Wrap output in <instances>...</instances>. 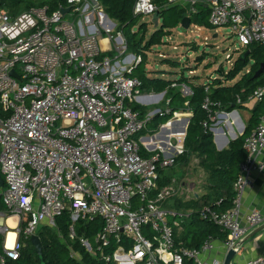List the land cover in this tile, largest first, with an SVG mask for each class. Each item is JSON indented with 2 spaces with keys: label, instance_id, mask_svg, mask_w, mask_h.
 Listing matches in <instances>:
<instances>
[{
  "label": "built area",
  "instance_id": "obj_1",
  "mask_svg": "<svg viewBox=\"0 0 264 264\" xmlns=\"http://www.w3.org/2000/svg\"><path fill=\"white\" fill-rule=\"evenodd\" d=\"M37 1L42 4L16 16L0 8V175L4 185L0 199L5 206L0 211V264L18 257L20 232L30 237L42 224L55 226L54 218L65 211L70 217V239L76 238L74 226L79 219L103 220L93 241L78 239L104 262L182 264L188 258L204 264L199 256L213 249L214 238L204 240L199 249L176 248L173 228L179 226L182 214L163 206L175 189L170 184L157 190L159 169L172 166L183 153L182 119L192 113H173L174 120L182 117L180 131H172L169 127L175 122L168 120L170 125L161 124L160 131L148 139L136 138L150 115L140 117L130 104L145 106L153 93L142 92L141 81L127 75L141 58L131 55V62L125 63L130 55L117 23L98 0H54V9L53 0ZM201 1L209 9L210 25L229 26L242 46L252 42L264 46V0ZM181 3L191 16L198 0H167L165 7ZM63 8H68L64 14ZM156 11L159 8L152 0H136L133 6L135 15ZM179 89L183 97L193 94L185 83ZM251 97L263 102V111L243 140L246 157L233 185L234 206L225 211L206 206L201 211L202 218L227 233L229 248L264 220L260 211L252 209L243 222L238 204L250 175L264 169L257 157L264 148V87L256 88ZM210 104L206 97L202 108L209 111ZM214 117L209 115L211 120ZM203 126L212 131V124L203 122ZM142 149L154 154L144 157ZM9 217L16 223L10 247ZM124 242L131 247L126 249ZM113 243L112 253H106ZM243 264H264V257Z\"/></svg>",
  "mask_w": 264,
  "mask_h": 264
},
{
  "label": "trees",
  "instance_id": "obj_2",
  "mask_svg": "<svg viewBox=\"0 0 264 264\" xmlns=\"http://www.w3.org/2000/svg\"><path fill=\"white\" fill-rule=\"evenodd\" d=\"M105 13L117 23V28L124 36L127 44V51L140 56V62L127 73L130 77H136L141 81V91H153L155 93L164 92V100L161 112L169 110V113L162 115L157 113L149 118V133L158 131L161 124L166 123L174 112H191L186 128L183 142V153L175 157L174 164L170 167L159 169L157 190L172 183L168 168L175 165L186 167L192 158L198 159V165L205 174V192L197 198L183 201L178 198L166 200L163 204L165 208L175 213H181L182 218L179 226L173 228V237L176 248L199 249L207 238H214L225 241L227 233L222 231L212 221L202 218L201 211L208 206L212 210L225 211L234 206L235 191L233 185L239 174L240 164L245 160L246 152L243 149V140L258 124L263 111V102H260L253 110L246 129L242 135L231 140L228 147L217 150L213 142V134L208 128L203 126V122L209 125L214 120L209 118L215 116L218 110L231 111L241 107L237 100L243 103L253 94L258 87H264V70L258 77H254L260 65L264 63V46L257 42H252L245 46V50L235 60L232 67L224 72L219 69L220 78H215L208 84L197 83L193 80L196 77L187 78L184 73L179 78L170 80L160 77L149 76L144 62L146 52L155 45L162 43L164 36L169 34L168 30L178 26L182 18L186 15L183 8L172 6L165 7L167 0H152L159 8L161 17V27L149 36L147 33V23L140 22L141 16L133 13V6L136 0H98ZM42 4L37 0H0V8L16 16L20 12L27 10L31 6ZM52 9L56 2L53 0ZM209 9L204 6L196 7V11L191 14L190 22L201 27L214 28L208 21ZM248 54L244 56V53ZM111 55V53H109ZM237 76L240 78L231 85ZM185 83L193 91L192 96L183 97L179 85ZM208 86V91H206ZM208 97L210 101L209 111L202 108L204 99ZM187 104L185 105V102ZM131 108L138 111L140 117L146 118L147 108L136 103L130 104ZM143 129L141 132H145ZM140 132V133H141ZM141 136L138 134L136 138ZM143 136V135H142ZM154 152L142 149V155L149 157ZM4 186V185H3ZM0 211H5V206L0 199ZM173 217L172 215H169ZM55 226L42 224L36 231L42 247L43 264H113L104 262L99 256H93L80 244L79 237H86L93 240L95 235L102 229L103 220L99 217L91 221L79 219L74 226L76 238L70 239L69 212L65 211L54 218ZM20 227H22L20 225ZM148 235L149 231H144ZM20 248L16 259L7 258L4 264H40L34 246L30 242V237H25L21 232L18 234ZM2 236L0 235V249ZM126 249L131 245L129 242L123 243ZM105 249L106 253H112L115 248ZM71 251L74 255H71ZM79 257V258H77ZM182 264H195L192 259L184 258Z\"/></svg>",
  "mask_w": 264,
  "mask_h": 264
},
{
  "label": "rangeland",
  "instance_id": "obj_3",
  "mask_svg": "<svg viewBox=\"0 0 264 264\" xmlns=\"http://www.w3.org/2000/svg\"><path fill=\"white\" fill-rule=\"evenodd\" d=\"M139 16H141L140 22H146L148 25L145 35L146 38L151 36L155 30L160 29L162 23L161 17L158 18V24L156 26L153 22L154 14H142ZM165 30H168L169 34L163 37L162 43L155 45L146 52V60L144 62L149 74H156L157 77L163 79H171V76L178 78L184 73L187 78H198L193 80L195 82L200 81L201 83H206L212 81L215 78H220L219 69L227 72L240 56L241 52L245 50V46L240 45L236 35L232 33L229 26L206 28L191 24L188 29L184 30L179 24L174 28ZM128 53L133 54L127 51ZM170 72L174 73L171 74ZM226 84H230V82ZM144 93H147V91ZM147 100L149 101L145 105L148 109L146 112L147 116L150 115L151 117L156 115L158 111H162L164 97L159 95V93H153V96ZM155 110L158 111L153 112ZM237 112L242 119H244V115L247 113L241 109H237ZM170 120L173 121L174 119L171 118ZM178 120L175 122L176 124L169 127L172 131H176V129L180 131L181 122L180 119ZM144 129L146 131L139 134L145 137L153 136L160 131L159 127L157 132L150 134L148 132L150 130L148 124L145 125ZM162 132H169V130ZM235 133L239 135V132L235 131ZM228 139L231 140L229 137ZM173 140L175 141V138ZM196 167L197 160L192 159L189 167L191 170L182 180H187V178L195 180L203 179L200 171L201 168ZM170 173H172V179L174 180H179L183 176L182 170H175V172Z\"/></svg>",
  "mask_w": 264,
  "mask_h": 264
},
{
  "label": "crops",
  "instance_id": "obj_4",
  "mask_svg": "<svg viewBox=\"0 0 264 264\" xmlns=\"http://www.w3.org/2000/svg\"><path fill=\"white\" fill-rule=\"evenodd\" d=\"M174 6L183 8L187 12V7L185 3L177 4ZM198 6L207 7V5L201 0H198L196 7ZM101 44L103 47L107 45L104 40L101 41ZM128 55L130 56H128L125 59L126 64H129L131 62L132 60L131 55L133 54L128 53ZM170 73L173 74L174 72H170ZM149 76L157 77L156 74H149ZM171 77L172 78L170 80L177 79V77L175 76H171ZM239 78L240 76H237L234 81L230 82V84H227V85L233 84ZM209 82L201 83L200 81H197V83H201V84H208ZM147 93H155V92L147 91ZM159 95L164 97V92L159 93ZM240 104H241V107L234 108L231 111L218 110L215 113L216 115L214 118L215 119L217 118V120L214 119V123H212L211 132L213 134V142L217 150H222V149L227 148L231 140H234L238 136L242 135V133L246 129V126L249 123L253 110L258 104H260V102L250 96L247 101L243 103L240 102ZM237 109H241L242 111L244 110L245 113L247 112L244 115V119H242L241 116H239ZM173 121L177 122L178 120H173ZM235 131L239 132V135H237ZM141 137H145V136H141ZM228 137L231 138V140H229ZM143 139H148V138H143ZM146 151L148 150L146 149ZM257 157H258V161L264 165V148L260 151ZM192 159L197 160L196 168L200 169L198 165V159L197 158H192ZM192 159L189 165L186 167H179L175 165L169 168V170L168 169L166 170V172H175V170L183 171V176L181 177V179L179 180L172 179L171 185L174 187L175 192L167 200L171 198L172 199L178 198V199H182L183 201H186V200H190L193 198H197L205 192V174L202 169H200V171L203 175V179L195 180L192 178H187V180H182L184 177H186V175H188V173L191 170V168L189 167L191 165ZM171 177H172V173H171ZM249 179H250V184L245 187L244 192L240 196V199L238 202L240 216L243 222H245L244 220L245 214L252 209L260 211L264 218V169L259 173L253 172L250 175ZM166 209L168 210V208ZM168 219L170 221L174 220V218L171 216H169ZM7 224H8V220H7ZM262 225H264V220L260 225L255 226V227H250L247 230L245 236L241 240L238 241L235 247H233V249H235L236 252L230 257L228 264H243L245 261H249L257 257H262V256L264 257V228H261ZM15 236H16V233H15ZM147 236L150 237L149 234ZM226 240L222 241L219 239H213V244H214L213 249L209 252L201 253L199 256L200 260L204 262V264H212V262L215 260L218 261L220 264H224L225 259L227 258L228 251L231 249L226 245ZM71 255L75 256L74 252L71 251ZM93 256H97V255H93ZM193 262L196 264L194 260ZM113 264H116V263L113 262Z\"/></svg>",
  "mask_w": 264,
  "mask_h": 264
},
{
  "label": "water",
  "instance_id": "obj_5",
  "mask_svg": "<svg viewBox=\"0 0 264 264\" xmlns=\"http://www.w3.org/2000/svg\"><path fill=\"white\" fill-rule=\"evenodd\" d=\"M68 11V8H63V9H61V12L64 14L65 12H67ZM158 18H159V11H156L155 13H154V18H153V22L156 24V26H157V24H158ZM190 16H184L183 18H182V20H181V23H180V26L184 29V30H186V29H188L189 27H190ZM248 54V51H246L245 53H244V56H246ZM264 70V63H262L261 65H260V67L258 68V70L255 72V74H254V77H258L261 73H262V71ZM10 74L12 75V76H14V77H18L17 76V74H16V72L14 71V70H11L10 71ZM156 111H158V110H155V111H153V112H156ZM188 122H189V117H185V118H183L182 119V123H183V125H184V127H182V132L184 133V132H186V128H187V125H188ZM173 123V122H172ZM171 123L169 122H167V123H165V125L164 126H168V125H170ZM142 138H148V137H142ZM3 186V180H2V177H1V175H0V187H2ZM261 228H264V225H262L261 226ZM30 242L32 243V245L34 246V250H35V252L37 253V255H38V258H39V262H40V264H43V257H42V247H41V243H40V240H39V237L36 235V234H33V235H31L30 236ZM235 252H236V250L235 249H233V248H231L229 251H228V254H227V258L225 259V263L224 264H228V261H229V259H230V257L233 255V254H235Z\"/></svg>",
  "mask_w": 264,
  "mask_h": 264
},
{
  "label": "bare ground",
  "instance_id": "obj_6",
  "mask_svg": "<svg viewBox=\"0 0 264 264\" xmlns=\"http://www.w3.org/2000/svg\"><path fill=\"white\" fill-rule=\"evenodd\" d=\"M14 222H15V219H14V217H9L8 218V224H9V227H11L12 229H9V231H8V234H7V237H8V239H7V246L8 247H10V246H12V244H13V240L15 239V232H14V228H15V224H14Z\"/></svg>",
  "mask_w": 264,
  "mask_h": 264
},
{
  "label": "flooded vegetation",
  "instance_id": "obj_7",
  "mask_svg": "<svg viewBox=\"0 0 264 264\" xmlns=\"http://www.w3.org/2000/svg\"><path fill=\"white\" fill-rule=\"evenodd\" d=\"M14 224H15V222H14ZM11 228V227H10ZM12 229V228H11ZM14 230V229H13ZM14 232H15V230H14Z\"/></svg>",
  "mask_w": 264,
  "mask_h": 264
}]
</instances>
